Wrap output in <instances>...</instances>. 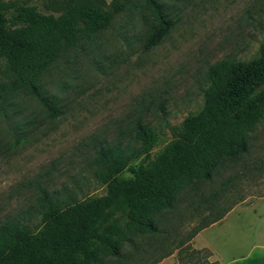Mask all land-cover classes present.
I'll use <instances>...</instances> for the list:
<instances>
[{
  "label": "rangeland",
  "instance_id": "374dc122",
  "mask_svg": "<svg viewBox=\"0 0 264 264\" xmlns=\"http://www.w3.org/2000/svg\"><path fill=\"white\" fill-rule=\"evenodd\" d=\"M156 1L175 24L150 50L143 43L158 23L146 0H132L106 29L81 38L43 70L35 92L10 89L0 60V83L7 85L0 97V226L17 218L39 226L37 188L61 199L105 195L96 151L133 146L137 121L158 140L130 166L150 167L176 141L184 119L203 108L208 69L258 56L264 0ZM43 2L0 0L5 9L28 4L46 13ZM42 99L56 109L54 117ZM132 177L129 169L119 175ZM107 224L126 230V210ZM202 225L209 226L194 236ZM256 242H264V113L245 155L226 160L210 181L189 185L159 219L158 235L136 237L124 260L104 264H224L246 257Z\"/></svg>",
  "mask_w": 264,
  "mask_h": 264
},
{
  "label": "trees",
  "instance_id": "16d2710c",
  "mask_svg": "<svg viewBox=\"0 0 264 264\" xmlns=\"http://www.w3.org/2000/svg\"><path fill=\"white\" fill-rule=\"evenodd\" d=\"M131 1L44 0L46 13L28 4L13 9L0 4V60L5 63L10 89L37 91L35 81L43 70L81 38L106 29ZM146 3L158 25L143 43L145 51L160 44L175 24L156 0ZM207 80L203 108L184 119L176 141L150 167L135 170L130 166L158 140L150 127L137 121L133 146L100 145L96 151L95 176L106 186L105 195L61 199L37 188L39 226L33 228L21 218L3 223L0 264L121 261L125 247L136 248V237L158 235L159 219L175 207L189 185L210 181L226 160H237L249 151L251 134L264 113V43L250 61L225 60L211 66ZM6 89L0 83V97ZM42 101L54 117L56 109ZM126 169L133 177L120 179ZM121 208L126 210V230L106 225Z\"/></svg>",
  "mask_w": 264,
  "mask_h": 264
},
{
  "label": "crops",
  "instance_id": "0c3cea01",
  "mask_svg": "<svg viewBox=\"0 0 264 264\" xmlns=\"http://www.w3.org/2000/svg\"><path fill=\"white\" fill-rule=\"evenodd\" d=\"M224 264H264V242H256L246 257L235 258Z\"/></svg>",
  "mask_w": 264,
  "mask_h": 264
}]
</instances>
